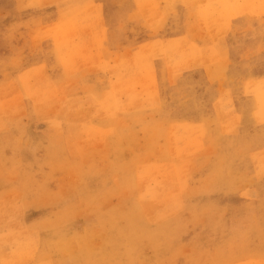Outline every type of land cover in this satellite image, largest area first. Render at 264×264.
I'll use <instances>...</instances> for the list:
<instances>
[{
	"label": "rangeland",
	"instance_id": "obj_1",
	"mask_svg": "<svg viewBox=\"0 0 264 264\" xmlns=\"http://www.w3.org/2000/svg\"><path fill=\"white\" fill-rule=\"evenodd\" d=\"M190 1L0 0V264H264V0Z\"/></svg>",
	"mask_w": 264,
	"mask_h": 264
},
{
	"label": "bare ground",
	"instance_id": "obj_2",
	"mask_svg": "<svg viewBox=\"0 0 264 264\" xmlns=\"http://www.w3.org/2000/svg\"><path fill=\"white\" fill-rule=\"evenodd\" d=\"M191 1H192V0H191ZM191 1H190V2H191ZM214 1H215V0H214ZM223 1H224V0H223ZM242 1H243V0H242ZM251 1H252V0H251ZM253 1H254V0H253ZM253 1H252V3H253ZM255 1H256V0H255ZM258 1H259V0H258ZM139 2H142V1H139ZM139 2H138L137 4H139V6H140V3H139ZM144 2H145V1H143L142 3H144ZM245 2H247V3L249 2V3L247 4V6H249V8H251V7H250V6H251V5H250V4H251L250 0H249V1L246 0ZM245 2H242V4L245 3ZM255 3H256V2H255ZM255 3H253L254 6H255ZM256 4H258V2H257ZM142 5H143V4H142ZM236 5H237V4H236ZM236 5H234V6H236ZM238 5H239V3H238ZM245 5H246V3H245ZM245 5H244V7H245ZM239 6H240V5H239ZM234 8H237V7H234ZM140 9H141V7H140ZM237 9H238V8H237ZM240 9H241V8H240ZM246 9H248V7H247ZM246 9H245V11H246ZM253 9H254V7H253ZM253 9L251 8V10H253ZM235 10H236V9H235ZM241 10L243 11V6H242V9H241ZM217 11H218V8H217ZM226 11H227V10H226ZM232 11H234V10H232ZM232 11H231V13H232ZM254 11H256V10L254 9ZM254 11H253V12H254ZM138 12H139V11H138ZM216 13H217V12H216ZM216 13H215V15H216ZM243 13H244V12H243ZM248 13H249V12H248ZM224 14H225V13L223 12L222 16H223ZM241 14H242V13H241ZM218 15H219V13H218ZM222 16H218V17H221V18H222ZM209 18H210V16H209ZM211 18H212V17H211ZM211 18H210V19H211ZM96 19H98V18H96ZM96 19H95V20H96ZM223 19H224V17H223ZM206 20H207V19H206ZM219 23H220V22H219ZM219 23H218V24H219ZM69 24H70V23H69ZM220 24H221V23H220ZM215 25H216V24H215ZM68 27H70V29H71V25L68 26ZM68 29H69V28H68ZM67 31H68V30H67ZM67 36H68V35H66V37H67ZM86 37H87V35H86ZM100 38H101V37H100ZM95 39H96V38H95ZM67 40H68V39H67ZM87 40H88V39H87ZM90 41H91V40H90ZM96 41H97V40H96ZM68 42H69V40H68ZM85 42H86V39H85ZM83 43H84V42H83ZM88 43L90 44L89 41L87 42V44H88ZM60 45H61V44H60ZM62 45H63V44H62ZM62 45H61V46H62ZM66 45H67V44H66ZM82 45H83L84 47H86L85 44H82ZM91 46H92V45H91ZM183 47H184V46H183ZM77 48H79V47H77ZM95 48H96V47H95ZM92 49H93V48H92ZM71 50H72V49H71ZM184 50H185V49H184ZM188 50H189V48H188ZM101 51H102V49H101ZM72 52H73V51H72ZM96 52H97V50H96ZM98 52H99V51H98ZM185 53H186V52H185ZM196 53H197V52H196ZM67 54H68V53H67ZM90 54H91V53H90ZM90 54H89V55H90ZM68 55H69V54H68ZM92 55H93V54H92ZM185 55H186V54H185ZM197 55H198V53H197ZM96 56H98V55H96ZM193 56H194V55H193ZM69 57H71V56L69 55ZM73 57H74V56H73ZM66 58H67V59H70V58L67 57V55H66ZM76 58H77V57H76ZM168 58H169V57H168ZM67 59H66V60H67ZM72 59H73V58H72ZM72 59H71V61H73ZM95 59H96V58H95ZM169 59H170V58H169ZM169 59H168V60H169ZM189 60H190V59H189ZM71 61H69V63H71ZM187 61H188V60H187ZM207 61L209 62V60H207ZM73 62H75V61H73ZM73 62H72V64H73ZM183 62L185 63L186 61H183ZM206 63H207V62H206ZM67 64H68V62H67ZM171 64H172V63H171ZM174 64H175V63H174ZM71 68H72V67H71ZM73 68H75V67H73ZM152 73H153V72H152ZM137 75H138V74H136V77H137ZM143 75H144V74L141 75V76H142V79H141V80L144 82V81L146 80L145 78H147V76H144V77H145V78H144L145 80H144V79H143ZM147 75H148V73H147ZM138 76H139V75H138ZM148 76L150 77V75H148ZM152 76H154V75L152 74ZM149 77H148V78H149ZM137 78H138V77H137ZM132 79H133V78H132ZM135 79H136V78H135ZM135 79H134V81L137 82L138 79H136V80H135ZM139 79H140V78H139ZM147 80H148V79H147ZM147 80H146V82H147ZM149 80H151V78H149ZM130 81H131V80H129V82H130ZM132 81H133V80H132ZM132 81H131V82H132ZM138 81H140V80H138ZM142 81H140V82H142ZM154 81H155V80H154ZM131 82H130V84H131ZM140 82H139V83H140ZM151 82H152V80L150 81V83H151ZM250 82H251V81H250ZM126 83H127V82H126ZM132 83H133V82H132ZM137 83H138V82H137ZM137 83H134V84L136 85ZM143 84H145V83H143ZM143 84H142V85H143ZM152 84H153V83H152ZM152 84H151L152 87L150 86L151 88H153V86H155V85H152ZM131 85H132V84H131ZM137 85H139V84H137ZM125 87H126V86H125ZM135 87H136V86L131 87V89H132V88H135ZM144 87H145V86L143 85L142 90H144V89H143ZM122 88H123V86H122ZM138 88H139V87H138ZM151 88H150V89H151ZM124 89H125V88H123V90H124ZM125 90H128V89H125ZM129 90H130V87H129ZM135 90H136V89H135ZM153 90H154V89H153ZM146 91H147V90H146ZM151 91H152V90H151ZM137 93H138V94H135V95H138V96H137V98H138V97H139V94L142 93V92H137ZM156 93H157V92H156ZM156 93H154V94H156ZM142 94H143V93H142ZM146 94H147V95H148V94L151 95L150 93H146ZM131 95H132V94H131ZM140 95H141V94H140ZM128 96H129V95H128ZM151 96H152V97H155V96H153V95H151ZM119 97H120V96H119ZM135 98H136V97H135ZM137 98H136V100H138ZM139 98H140V97H139ZM152 99L155 100L156 97H155V98H152ZM157 99H158V98H157ZM157 99H156V101H157ZM139 100H140V99H139ZM137 102H138V103H142V102L136 101L135 104H138ZM143 102H145V101H143ZM146 102H147V100H146ZM146 102H145V103H146ZM40 103H41V102H40ZM76 104H77V103H76ZM70 105H72V104H70ZM70 105H69V107H68L67 109L70 108ZM72 106H74V105H72ZM77 106H78V105H77ZM79 106H80V105H79ZM81 106H82V105H81ZM63 107H64V106H63ZM115 107H116V103H115ZM72 108L75 109L74 107H72ZM73 111H74V110H73ZM73 111H72V112H73ZM67 113H68V112H67ZM69 113H70V111H69ZM80 113H81V112H80ZM261 113H262V112H261ZM70 114H71V113H70ZM73 114H74V112H73ZM75 114H76V113H75ZM71 115H72V114H71ZM71 115H70V116H71ZM78 115H79V113H78ZM81 115H82V114L79 115V116H80V117H79L80 119H82V118H81V117H82ZM263 115H264V113H263ZM219 117H220V116H219ZM74 119H75V117H74ZM237 119H238V117H237ZM192 125H193V124H192ZM195 125H196V124H195ZM195 125H194V126H195ZM188 126H189V125H188ZM199 126H200V125H199ZM202 127H203V126H202ZM200 128H201V126H200ZM179 130H180V129H179ZM188 130H189V129H188ZM192 130H193V128H192ZM91 132H92V131H91ZM89 133H90V132H88V134H89ZM175 133H176V132H175ZM185 133H186V132H185ZM92 134H96V132H95V133H92ZM92 134H91V135H92ZM89 135H90V134H89ZM173 138H174V137H173ZM193 142H194V141H193ZM192 144H193V143H192ZM195 144H196V143H195ZM193 146H196V145L193 144ZM173 147H174V144H173ZM173 147H172V148H173ZM174 148H175V147H174ZM191 148H192V147H190V149H191ZM171 150H172V149H171ZM175 150H176V149H175ZM85 151H86V150H85ZM174 153H175V152H174ZM255 158H256V157H255ZM257 159H258V158H257ZM142 169H144V168H142ZM149 169H150V168H149ZM142 171H144V170H142ZM181 171H182V170H181ZM140 172H141V171H140ZM171 173H172V172H171ZM145 174H146V173H145ZM146 175H147V174H146ZM168 175H169V174H168ZM143 176H144V174H143ZM183 176H185V175H181V177H183ZM158 179H159V178H158ZM156 180H157V179H156ZM151 189H153V188H151ZM162 190H163V188H162ZM165 195H166V194H165ZM180 198H181V197H180ZM173 204H174V203H173ZM14 257H15V256H14ZM14 260H15V259H14Z\"/></svg>",
	"mask_w": 264,
	"mask_h": 264
}]
</instances>
